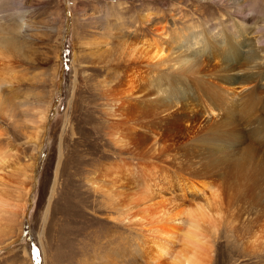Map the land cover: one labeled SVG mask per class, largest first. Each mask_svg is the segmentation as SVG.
Instances as JSON below:
<instances>
[{"label": "rangeland", "instance_id": "374dc122", "mask_svg": "<svg viewBox=\"0 0 264 264\" xmlns=\"http://www.w3.org/2000/svg\"><path fill=\"white\" fill-rule=\"evenodd\" d=\"M235 19L248 25L238 41L224 30ZM200 27L213 34V46L224 47L219 60L231 65L232 77L242 76L228 95L237 96L222 97L230 86L214 71L199 84L187 82L195 102L155 109L143 96L154 89L151 70L173 66L142 50L173 42L164 49L167 58L186 49L178 39ZM242 41L262 57L264 0H0V264H35L32 243L40 264H102L116 253V264H151L122 255L137 249L141 231L122 220L125 213L133 219L159 198L142 200L140 186L107 176L124 163L143 169L147 189L173 204L208 202L215 225L202 264H264V147L257 143L264 138V88L254 91V117L263 119L225 114L253 85L242 86L245 62H253ZM173 91L168 96L175 99ZM175 107L180 114L173 115ZM225 121H232L227 141L212 159L208 139ZM184 179L202 192L187 191ZM29 186V200L17 209ZM127 191L136 198L129 206Z\"/></svg>", "mask_w": 264, "mask_h": 264}, {"label": "bare ground", "instance_id": "6f19581e", "mask_svg": "<svg viewBox=\"0 0 264 264\" xmlns=\"http://www.w3.org/2000/svg\"><path fill=\"white\" fill-rule=\"evenodd\" d=\"M239 19L234 20L235 26H233V27L231 26V24H233L232 21L229 24H224V26H225L224 30L229 31V34H230L229 40L238 41L239 37H238L237 33L240 32L243 34L247 31V27H248V25L246 24L247 22L245 20L242 21ZM202 28H204V27H202ZM202 28L194 30V34L191 35V38L189 36H187L186 34H184V37L187 36L186 38L183 39L182 37H180L178 40L181 41L182 43L185 42L184 45L187 48L174 51V52L170 53L167 58L164 57L165 59L163 58V55L165 52L164 49L169 47V46H174L173 42L172 43L166 42V44H167L166 45L163 41H161L159 43H155V47L151 46V47H153V49H151L153 51H151L149 48H146V49L144 48L142 50L145 53L144 56L149 54L148 56H151L152 58L157 57L156 61L161 59V60L166 61L167 64L169 63L170 67L173 66V68L170 69V71H173L174 73H169L170 71L165 72L159 68L155 69V70H151L153 76L150 77L149 82L151 84H153L154 89L149 91L146 96L145 95H143V96H144V99H146L147 102L151 106L155 107V109L158 110L159 108H163L164 111L169 112V110L172 107L173 108H174V106L178 107V104L181 101H185V104H188V103L190 104L192 102H195L196 98H195L194 91L192 90V93L187 94V90H191L189 85H187L188 84L187 82L190 83V79H193L192 81L199 84L198 81L202 82L204 80V78H202V76L208 75L209 73L214 72V71H216V73H218V72L224 73L222 76H219L220 77L219 79H221L223 83H226V84H228V86H230L227 91H224V93L221 94L222 97L226 98L229 101V99L231 100L232 98L237 96L236 93L231 98H229L228 95L231 94V92H234V91H232V89L234 90V88H232L231 85L238 82L239 80H241L242 76L239 73H237L236 75H239V76L232 77V67H230L231 65H229L227 62L224 63V61L221 62V60H223V58L221 59V57H223L222 52H225L224 47L220 46L218 44L217 45L215 44L213 46V44L211 43V39H212L213 34L208 35V33H204V31H206V29H202ZM188 37L190 38V40H188ZM239 44L242 45L243 50H245L244 48H247L244 52H247L250 55H253L252 56L253 57L252 63L251 62H245V63H248V65L245 68H243V69H245V74H244V79L242 82L246 83V84H243L242 86H243V88H245V87L247 88L249 86L248 84H253V85H252L251 89L247 91V93L245 94V97H243L244 100H243L242 104H238V102L235 101V103L233 102L232 104H230V108H228L229 106H226L228 109H225V114L226 115L231 114L232 116H234L236 114L240 119H242V120L244 119L245 122L246 121L249 122L251 119L253 120L252 117H254L255 108L257 107L256 105L254 106V101H255L254 96H255V92H256L255 87H256V89H257V86L261 87L262 89L264 88V76L261 73L262 69H263V65H264V49H260L258 47L260 50L263 51L262 57H259L257 54H253V49L248 48L247 45H245V43H243V41ZM192 45L193 46L195 45L196 48L191 49ZM222 45H224V44H222ZM133 49H135V48L133 47ZM134 51H137V50H132L131 55H133ZM133 56H135V53ZM140 57H141V55H140ZM219 59H221V60H219ZM225 72H228V73L226 74ZM211 81H210V83L213 84L214 82H211ZM218 84H219L218 82L215 83V88ZM173 85H175L176 87H174ZM206 85H208L211 90L215 89V88H213L214 85L211 86L207 83H206ZM224 86H225V84H224ZM172 87L175 89V91H173V92L179 93V96L175 97V99L171 97V94H170V96H168L169 90H170V92H172ZM215 98H218V95ZM256 101H255V103H256ZM225 103H226V101H225ZM260 103H263V102H260ZM260 103L258 102V104H260ZM194 104H196V103H194ZM176 107H175L176 112L173 111V115H176V113L180 114L181 110L179 111V109ZM258 107H260V106L258 105ZM256 109H258V108H256ZM211 111H213V110H211ZM207 112L208 111H206L205 113H207ZM257 112H259V111L257 110ZM257 115L255 117H257ZM260 117H261V115H260ZM260 117H257V118H260ZM262 121L264 122V120H262ZM227 122L228 121H225L222 123L223 125H221L223 127L225 126L223 131L220 130L215 137H213L212 139H208L210 141H209V145H207L206 149H207V153L209 154L208 157H210L212 159L219 158L217 156L218 150L221 147H223V145L227 141L226 136L228 135L229 131H227L226 127L228 125H230L232 123V121H229L228 123ZM161 123H162V125H164L165 120L164 121L162 120ZM255 123H257L256 120H255ZM157 124L159 125L160 122H158ZM159 126H161V125H159ZM259 129H261V128H259ZM258 131H261V130H258ZM256 133H257V131H256ZM256 133L255 134L253 133V134L257 135ZM261 136H262V133H261ZM261 138L258 140L257 143H258V145H262V147H264V138H262V139ZM228 142H229V140H228ZM220 151H221V149H220ZM223 153H222V155H223ZM225 156H227L226 158H229L227 154ZM249 156H251V155H249ZM231 163H232V160H231ZM242 163H244V162H242ZM246 164H248V163H246ZM246 164H245V166H246ZM241 165L236 166V168H239ZM232 166H234V165H232ZM32 167H33V164L31 165V170H32ZM136 169H135V171L133 170V164L124 163V164L120 165L118 171H112V173L110 172V174L107 175L108 177L109 176L113 177L114 175L118 176V180L121 181L120 183H122L123 186L130 185V184H136V186H140V189L137 187V191L136 190L135 191H136V194L137 193L138 194L140 193V195L142 194V196H141L142 200H144L145 198H147L148 196H151V195H152L151 199L153 197L154 198L159 197L157 200H154V201L151 200V202L149 201V203L147 202V204H145V205L142 204L143 206L141 208L139 207V209H140L138 211L139 214H135L133 219H131L132 217L130 218V216H131L130 212L125 213V216L122 218V220L128 219V224L133 223V222L138 224L141 227V231L135 236V240H137L136 241L137 246H135V247H137V249L134 247H131L129 250H127L128 252L125 251L122 255L128 256V255L132 254L135 257H139V258L140 257L141 258L147 257L148 262L151 264H202L206 260V258L208 257L209 252H211L210 251V245L211 244L209 242V239H210V236L212 233V227H214V225H215V216L213 214L214 212L213 211H212L213 213L211 212V208L208 205V202H206V200L204 199L205 200L204 203L198 202V201H195V202L193 201V202H189L187 204L185 202H184L185 204L184 203L173 204V202L170 200L171 197H165L164 196L165 198H163V196L161 195L162 193L160 194L157 192V194L154 195L155 192L153 193L154 190L152 188L147 189V186H148L147 183L149 182V179L147 182V179H146L147 176L144 177L145 171H143V169L142 170H139V169L136 170ZM153 169H154V167H153ZM146 170H148V169H146ZM152 171H154V170H152ZM260 171L264 173V167L263 166L260 167ZM149 172H150V170H149ZM248 172H250V171H248ZM135 173H136V176L134 175ZM150 175H151V173H150ZM152 177H154V174L152 175ZM30 179L33 180L32 174L30 175ZM255 179H256V177H255ZM185 180H187V179H184V181ZM177 181H179V179ZM187 181L188 182H185V183L183 182L185 184L184 188H186L187 191L192 192V193L198 192L197 194L202 192V190L198 186H196V184H194L190 180H187ZM256 181H257V179L255 181H253V183ZM172 182L173 181H171V184H172ZM155 183H156V181H155ZM179 183H181V182H179ZM177 185L181 186V184H177ZM151 186H148V187H151ZM131 187H132V185H131ZM30 188L31 187L29 186V187H25V188L21 189V191L24 192L22 194L23 202L22 203L21 202L15 203L16 207L19 205L17 207V209L22 208V210H23V208L25 207V205H26V203L30 197V193H29L31 190ZM184 188H183V186L179 187V189L182 190V192L185 190ZM127 189H129V188H127ZM2 195H3V193L1 192L0 193V201L1 202L3 200ZM134 196H135L134 192H129V191L126 192V198L124 200V201H126V206H129V205L134 203L133 201L136 199ZM137 198H138V196H137ZM172 200H174V198ZM201 200H203V199H201ZM201 200H199V201H201ZM189 201H191V200H189ZM17 212H19V211H17ZM17 212L16 211H14V212L10 211V213L13 214L15 217L18 216ZM129 214H130V216H129ZM10 218H12V217H10ZM145 225H148V227L143 228V227H145ZM119 255H120V253H116L115 255H110V256H112V260L110 259L111 257L105 258L103 260L102 264H116V263H114V259H117ZM164 258H167L166 262H163Z\"/></svg>", "mask_w": 264, "mask_h": 264}, {"label": "water", "instance_id": "95a60500", "mask_svg": "<svg viewBox=\"0 0 264 264\" xmlns=\"http://www.w3.org/2000/svg\"><path fill=\"white\" fill-rule=\"evenodd\" d=\"M31 247H32V248H31L32 255H33V257H35V258H33V259H34V263H35V264H40V263H39V259H38V257H37V255H38V250H37L36 246L32 243Z\"/></svg>", "mask_w": 264, "mask_h": 264}]
</instances>
